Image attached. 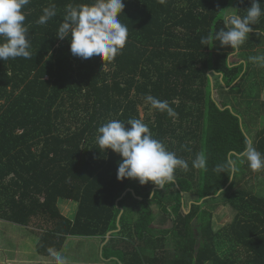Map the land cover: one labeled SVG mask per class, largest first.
Returning <instances> with one entry per match:
<instances>
[{
	"label": "trees",
	"instance_id": "16d2710c",
	"mask_svg": "<svg viewBox=\"0 0 264 264\" xmlns=\"http://www.w3.org/2000/svg\"><path fill=\"white\" fill-rule=\"evenodd\" d=\"M93 2L30 0L22 11L31 59L0 61V220L34 225L45 258L69 238L105 243L113 232L103 248L110 264H264V197L240 188L247 163L237 160L234 174L215 171L248 143L264 153V67L249 59L264 55V36L255 32L264 31V16L233 55L218 41H200L232 9L245 15L251 0H123L121 54L82 60L70 52L71 36L61 41L56 32L66 5ZM52 4L57 15L36 23ZM147 96L167 100L176 116L152 108ZM130 118L189 163L187 172L176 170L175 184L161 190L117 180L122 158L100 149L97 129ZM198 153L207 170L192 166ZM188 194L198 199L189 204ZM219 198L236 216L215 231L204 206ZM61 201L76 203L73 218L61 213ZM168 221L171 228H154Z\"/></svg>",
	"mask_w": 264,
	"mask_h": 264
},
{
	"label": "clouds",
	"instance_id": "9594fccd",
	"mask_svg": "<svg viewBox=\"0 0 264 264\" xmlns=\"http://www.w3.org/2000/svg\"><path fill=\"white\" fill-rule=\"evenodd\" d=\"M30 0H0V61L24 58L31 59V39L25 25L26 16L22 11ZM123 0H94L91 4H68L56 36L63 41L71 36L70 52L74 57L89 60L96 57L102 61H111L121 54L128 39V27L120 20L124 11ZM227 16L214 34L201 39L202 45L209 41H218L220 47H228L233 55L240 51L242 45L254 32L253 25H258L264 16L260 0H251V6L239 15V10ZM57 15L54 4L43 9V14L36 23L46 24ZM256 35L264 36V31L255 30ZM253 63L264 67V55L249 58ZM217 74V73H215ZM210 75L209 77H211ZM152 108L166 112L174 117L176 113L167 100L153 96L145 97ZM96 142L100 149L111 150L122 159L117 165V180L138 181L143 186L151 184L163 190L166 184H175V172L189 170V163L168 150L159 139L154 138L148 125L136 118L126 122L110 119L97 129ZM246 162L253 171L264 170V153L259 152L251 143L246 144L242 152L232 158L229 153L224 163L218 164L215 171L225 173L237 171L236 161ZM206 155L198 153L192 166L206 169ZM49 253L56 264H67L66 257L53 249Z\"/></svg>",
	"mask_w": 264,
	"mask_h": 264
},
{
	"label": "rangeland",
	"instance_id": "374dc122",
	"mask_svg": "<svg viewBox=\"0 0 264 264\" xmlns=\"http://www.w3.org/2000/svg\"><path fill=\"white\" fill-rule=\"evenodd\" d=\"M233 14V9L231 13ZM238 59H234L236 61ZM214 84H218V79L213 75ZM252 81L246 84L247 89H250ZM244 91V88L241 87ZM261 99L264 100V88L262 90ZM141 117L146 115L143 107H140ZM255 129L259 130L260 126L256 123ZM246 163V162H245ZM240 188H246L257 196L264 197V170L253 172L249 167L246 168V173L243 175ZM187 203H191L198 199V196L187 195ZM213 213V227L215 231H219L224 227L232 224L235 219L236 212L228 203H225L224 198H219L216 201H211L206 206ZM61 213L69 218H73L77 210V205L73 201H61L59 203ZM187 209L184 212H187ZM173 224L168 221L165 226L158 223L154 224L156 229H168ZM39 231L33 225L30 228H24L19 225L0 221V264H56L55 258H45L38 254L37 242ZM118 236V235H117ZM103 238H69L64 250L60 255L66 257L67 264H110L103 257L104 248ZM172 250V246H169ZM113 264V263H112Z\"/></svg>",
	"mask_w": 264,
	"mask_h": 264
},
{
	"label": "water",
	"instance_id": "95a60500",
	"mask_svg": "<svg viewBox=\"0 0 264 264\" xmlns=\"http://www.w3.org/2000/svg\"><path fill=\"white\" fill-rule=\"evenodd\" d=\"M123 213V212H122ZM119 220H120V217H119ZM119 220H118V222H119ZM118 225H119V223H118ZM120 229V228H119ZM118 229V231L117 232H119L120 230ZM111 235H113V232H109L108 234H107V237H106V241H105V244L109 241V239H110V237H111ZM104 244V245H105Z\"/></svg>",
	"mask_w": 264,
	"mask_h": 264
},
{
	"label": "crops",
	"instance_id": "0c3cea01",
	"mask_svg": "<svg viewBox=\"0 0 264 264\" xmlns=\"http://www.w3.org/2000/svg\"><path fill=\"white\" fill-rule=\"evenodd\" d=\"M1 221V220H0Z\"/></svg>",
	"mask_w": 264,
	"mask_h": 264
}]
</instances>
